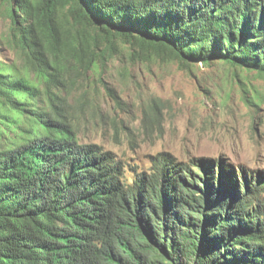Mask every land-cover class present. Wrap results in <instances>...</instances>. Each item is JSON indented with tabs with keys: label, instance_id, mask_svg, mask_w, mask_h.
I'll return each mask as SVG.
<instances>
[{
	"label": "trees",
	"instance_id": "16d2710c",
	"mask_svg": "<svg viewBox=\"0 0 264 264\" xmlns=\"http://www.w3.org/2000/svg\"><path fill=\"white\" fill-rule=\"evenodd\" d=\"M7 6L25 65L0 61V264H264L262 171L161 153L128 181L113 152L80 141L68 99L111 37L144 60L264 75V0Z\"/></svg>",
	"mask_w": 264,
	"mask_h": 264
},
{
	"label": "rangeland",
	"instance_id": "374dc122",
	"mask_svg": "<svg viewBox=\"0 0 264 264\" xmlns=\"http://www.w3.org/2000/svg\"><path fill=\"white\" fill-rule=\"evenodd\" d=\"M7 8L0 0V61L23 68ZM110 39V55L68 94L82 143L113 152L128 181L161 153L264 174V75L223 62L144 60L122 38Z\"/></svg>",
	"mask_w": 264,
	"mask_h": 264
}]
</instances>
